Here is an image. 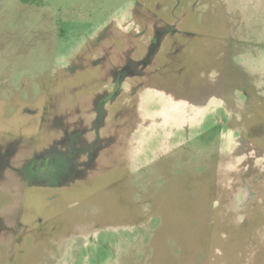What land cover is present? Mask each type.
Wrapping results in <instances>:
<instances>
[{"label": "rangeland", "instance_id": "1", "mask_svg": "<svg viewBox=\"0 0 264 264\" xmlns=\"http://www.w3.org/2000/svg\"><path fill=\"white\" fill-rule=\"evenodd\" d=\"M82 127L93 170L7 171L0 264H264V0H0V143Z\"/></svg>", "mask_w": 264, "mask_h": 264}, {"label": "flooded vegetation", "instance_id": "2", "mask_svg": "<svg viewBox=\"0 0 264 264\" xmlns=\"http://www.w3.org/2000/svg\"><path fill=\"white\" fill-rule=\"evenodd\" d=\"M111 67L107 75L110 76L111 78L109 79L112 85L110 90L113 93H116L117 88L121 86L122 82L124 81V78L127 76L128 73L130 76H133L138 71L137 74L141 75V77H144V72L141 71L142 72L141 73L140 70H132V68L130 67V62H127L126 60H125V63L119 69H115ZM142 87H143L142 84H138L136 86L138 91H139L138 88H142ZM135 89H132L131 93H134L135 91H137ZM107 98L102 99L101 101L99 100L96 101V99L92 100L93 107H94L93 121L95 122V125H96L97 119H99V113L101 112L103 108L102 105L103 104L105 105L110 100V94L108 95ZM89 128L91 129V127H82V129H80L79 131L77 130L74 132H67V131L62 132L59 136L49 140V142L46 145L41 146L40 148L35 146L34 143L36 142V138L32 136L30 137L14 136V137L3 139L2 142L0 143V186L2 182L6 181L7 180L6 178H8L6 176L7 171H11V172L13 171L14 173L23 174V172L19 171V169L22 171L21 169L22 167L25 168V172L27 171V173L30 176L37 179L36 180L37 184L39 185L46 184L45 183L46 181L45 180L42 181L41 178L43 177L47 178L49 176V172L52 169L54 168L56 169V167L65 166V164L67 163V162L62 163V161L58 165L53 163V156H55V154L59 152H61L64 155L66 154V157L69 155V153L72 150H75L78 153L81 152V154L85 155V157H84V162H82L83 161L82 160L81 162H79V164H82L83 166H87L88 169H93L94 167H96L95 165L96 163H94L95 157L98 156L97 154H99L101 149L103 148L104 145L102 144L103 143L106 144L107 142L99 139L98 136L96 138L94 137L93 138H90V137L82 138L81 135L87 132L86 130H89ZM95 129H98V127L96 126ZM108 138H111V133L109 134ZM25 139H29L30 143L29 144L22 143ZM108 142L110 143L109 140ZM23 149L24 150L28 149L29 151H31V155L29 156V158L28 157L21 158L20 159L21 162H19L20 160H17L16 156L18 152ZM64 155L62 158H65ZM28 165H30V169L26 170V167ZM74 166L75 165L71 166L72 170L75 169ZM69 168H70V165L68 169ZM0 216H3V215H1L0 213Z\"/></svg>", "mask_w": 264, "mask_h": 264}, {"label": "trees", "instance_id": "3", "mask_svg": "<svg viewBox=\"0 0 264 264\" xmlns=\"http://www.w3.org/2000/svg\"><path fill=\"white\" fill-rule=\"evenodd\" d=\"M164 29V27H162V28H160V29H157V30H155L154 31V35H153V37H152V39H151V42H150V44L148 45V46H146L147 48L149 47V49L151 50V51H155V57H156V53L157 52H159V50H160V44H161V42H160V37L162 36V37H164V36H166V39H167V41L168 42H170V41H172L171 40V36H172V34H173V32L172 31H162ZM167 32H169V33H167ZM133 36H135V33L133 32ZM137 36V35H136ZM137 41H138V39H137ZM153 42H156L157 43V46L156 47H153V45H152V43ZM151 46V47H150ZM137 47L138 48H141L142 49V47L140 46V44L139 43H137ZM137 47L136 48H133V47H130V46H128V48H127V52L125 53V55H126V57H124L125 58V60L127 61V62H130V67L132 68V70L134 69V67L135 66H137V65H139V63H142L145 59H148V63H150L151 62V59L149 60V57H147L146 58V56L144 55L140 60H138V58L136 59V58H133V57H135V53H136V51H137ZM131 50H130V49ZM130 50V51H129ZM157 51V52H156ZM128 53V54H127ZM128 55H130L131 57H128ZM154 57V58H155ZM158 59V58H157ZM150 61V62H149ZM132 65H134L133 67H132ZM147 66V65H146ZM143 70V69H142ZM142 70H140V71H142ZM143 71H145V70H143ZM138 72V71H137ZM146 72V71H145ZM145 72H144V74H145ZM151 74V73H150ZM136 75H138V74H136ZM127 76H130L129 75V73L127 74ZM126 76V77H127ZM139 76H141V75H139ZM146 76H151V75H148V71H147V75ZM125 79V78H124ZM142 77L140 78V80H139V83L140 84H142L143 85V82H142ZM120 88H121V86L120 87H118L117 88V91H116V93H113L110 89L109 90H106L105 91V93L106 94H104L103 96H101V98H103L104 96H106V98L108 97V95L110 94V100H109V102H107V103H109V104H112L111 102L115 99V98H117V96L121 93V91L122 90H120ZM133 95V94H132ZM100 96V95H99ZM99 96H97L98 98H99ZM108 99V98H107ZM106 103V104H107ZM108 104V105H109ZM103 106V108H102V110H101V112L99 113V119H97V122H99V120H101V122H103V120H104V118L107 116V111H106V107H105V105L103 104L102 105ZM87 131V130H86ZM22 143H24V144H29L30 143V141H29V139H25ZM102 145H104L103 146V148L101 149V151L103 152L104 151V148H106V146H109V145H107V143L105 144V143H103ZM100 151V152H101ZM100 154V153H99ZM99 154H97L98 156H99ZM98 156H96L95 157V160H94V163H96L97 161V158H98ZM96 166H97V163L95 164ZM95 168V167H94ZM93 168V169H94ZM92 169V170H93ZM81 173H83V172H80V174ZM82 175V174H81ZM7 179V178H6ZM5 179V180H6ZM2 217H0V219H1Z\"/></svg>", "mask_w": 264, "mask_h": 264}]
</instances>
